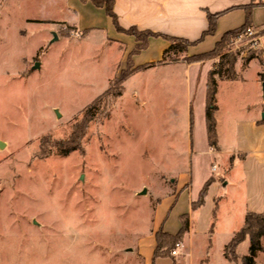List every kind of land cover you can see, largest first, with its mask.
<instances>
[{
    "label": "rangeland",
    "instance_id": "rangeland-1",
    "mask_svg": "<svg viewBox=\"0 0 264 264\" xmlns=\"http://www.w3.org/2000/svg\"><path fill=\"white\" fill-rule=\"evenodd\" d=\"M14 6L0 21V264H242L248 238L224 253L247 211L264 212V125L253 123L264 119L263 65L246 62L264 54V28L250 27L257 50L238 36L224 49L237 57L236 77L219 79L221 153L213 155L187 76L137 73L113 99L105 92L120 86L123 48L102 32L25 24ZM99 97L102 113L80 149L61 154L54 143L70 138ZM239 150L247 155L232 164ZM207 175L220 187L194 214L190 250L154 257L156 231L163 223L179 231Z\"/></svg>",
    "mask_w": 264,
    "mask_h": 264
},
{
    "label": "crops",
    "instance_id": "crops-1",
    "mask_svg": "<svg viewBox=\"0 0 264 264\" xmlns=\"http://www.w3.org/2000/svg\"><path fill=\"white\" fill-rule=\"evenodd\" d=\"M2 1L5 4L0 8V21L3 16L6 15L5 6H7V3L9 5V3L14 1V8L24 11L22 21L25 24L43 23L54 27L52 31L54 30L55 32H59L65 27H72L76 32L84 35H89L93 32H102L106 34L108 42L115 43L123 48L122 60L117 71L118 73L127 69L126 67H128V64H131L132 70H135L132 75L147 73L149 71L158 73L160 71L164 72L166 76H187L190 97L195 93L197 94V98L202 99L201 106L199 107H201V119L205 121L207 132V82L209 73L217 66L219 61L212 59L189 63L185 58L201 55L213 50L216 43L222 39L226 32L240 28L245 24L247 17L246 8L253 2L257 3L260 0H113L112 8L115 18L108 14L105 5H99L95 3L94 0ZM209 13L223 14L220 15L217 20L215 34L207 35L203 38V34L209 30ZM252 26L257 29L264 28V3L253 8ZM129 30H136L138 33L150 32L156 36L153 35L145 39H137L134 34L127 33ZM164 36L181 38L189 41L192 45L188 47L187 52L181 56L179 60L169 62L163 61L164 53L170 46V43ZM137 45L145 47L139 53H133ZM219 79L220 78H217V111L215 113L218 149L213 152L209 145L208 148L212 150V152L208 148L206 150V152H210L213 155L221 153L220 123L217 117L219 111ZM190 114L192 115L191 112ZM253 123L257 127L262 126L264 125V119H255ZM230 155L231 157L229 160L232 159L233 164L236 156L245 159V155L247 154L239 150L230 153ZM241 155L243 156L241 157ZM209 178L210 175H207L205 179L200 181V185L203 186V184H206ZM211 180L204 205L207 204L208 197L213 189L217 190L220 187V183L217 179ZM200 185L198 187L200 189H197L195 194L188 196V205L190 209H188V212L180 215L181 227L179 231L182 228L183 217L186 216L188 218V228L182 238V255L186 254L188 248L190 250L192 234H196L199 229L198 223L194 220V214H198V212L204 208V205L194 210L192 208V203L199 198V194L202 191ZM186 191L187 189H184L182 194ZM176 202L177 200L172 204L170 208L171 211L176 208ZM248 212L254 211H247V213ZM164 226L165 223L161 225L159 230L162 229L166 233L172 235H176L179 232L172 233L166 230ZM158 231H156V233ZM179 261V264H182V261Z\"/></svg>",
    "mask_w": 264,
    "mask_h": 264
},
{
    "label": "trees",
    "instance_id": "trees-1",
    "mask_svg": "<svg viewBox=\"0 0 264 264\" xmlns=\"http://www.w3.org/2000/svg\"><path fill=\"white\" fill-rule=\"evenodd\" d=\"M113 0H94L95 3L99 5H105L107 7V12L110 16L114 17L113 13ZM262 5L260 2H253L246 8V22L245 24L235 30L226 32L222 39L216 43L215 48L207 53L187 57L185 60L189 63L202 62L208 59L219 57L220 61L217 66L209 73L207 82V96H206V124H207V135L208 141L212 148L218 149V137H217V121L215 118V113L217 111L216 96H217V78L233 80L235 76V64L237 62V57L234 54H225L224 49L229 45L230 41L236 36H239L246 32V30L252 27V10L255 6ZM223 13L218 14H208L209 20V30L203 34V38L207 35H214L217 29V20ZM127 33L134 34L138 38H147L149 36H156L150 32L148 33H138L136 30H129ZM165 39L170 43L169 48L164 53L163 61H177L180 59L181 55L187 52L189 46L192 45L187 40L175 37L164 36ZM202 38V39H203ZM145 46H136L133 53H139ZM253 59H258L263 65L262 79L264 80V54L260 52L259 54H252L246 60L249 62ZM130 63V60H129ZM135 70H132V65L128 64L126 70L121 72L119 78L114 79V84L120 83L117 90H112L113 87L110 86L105 92V95L112 97L113 99L120 98L124 93L123 83L128 79ZM101 97H99L85 112V115L81 122L77 123L74 127V132L71 134L68 140L56 141L54 145L57 147L59 152L63 155H68L69 153L80 149L81 140L86 133L88 123L95 118L98 113H102V105H100ZM95 110V112H94ZM232 160V159H231ZM212 180H209L202 191L199 194L197 201L192 203V208L198 209L205 203V198L207 195L208 187ZM216 219L215 210L213 212V220ZM215 223H212L210 232H212ZM188 228V218L183 217L182 228L176 235L166 233L164 230H159L155 235L156 249L154 252V257L160 256H170L171 251L175 248L176 244L182 242L184 233ZM246 238L250 241V247L248 253L241 257L242 264H257L256 257L257 254L264 251L263 238H264V212H248L245 216V221L242 228L236 233L232 241L226 246L225 257L227 258V249L230 247L234 253L238 245L244 241ZM239 259V258H238Z\"/></svg>",
    "mask_w": 264,
    "mask_h": 264
},
{
    "label": "built area",
    "instance_id": "built-area-1",
    "mask_svg": "<svg viewBox=\"0 0 264 264\" xmlns=\"http://www.w3.org/2000/svg\"><path fill=\"white\" fill-rule=\"evenodd\" d=\"M255 30L248 28L246 32L237 37L236 42H241L242 40H247L254 50H257L259 45L260 38L255 36ZM183 249V243L179 242L176 244L175 248L171 251L172 256H179Z\"/></svg>",
    "mask_w": 264,
    "mask_h": 264
},
{
    "label": "water",
    "instance_id": "water-1",
    "mask_svg": "<svg viewBox=\"0 0 264 264\" xmlns=\"http://www.w3.org/2000/svg\"><path fill=\"white\" fill-rule=\"evenodd\" d=\"M53 35H54V39H53V41H54V40H57V39H58L57 35H56L55 33H54ZM39 68H40V63L37 62V63H35V65L33 66L32 70H37V69H39ZM4 145H5V144H4L3 142L0 141V149L3 148ZM145 192H146V191L144 190L143 193H145Z\"/></svg>",
    "mask_w": 264,
    "mask_h": 264
}]
</instances>
